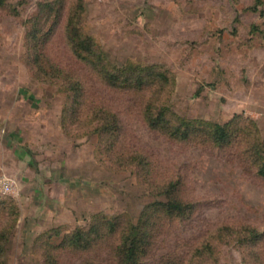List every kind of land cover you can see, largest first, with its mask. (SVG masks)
Wrapping results in <instances>:
<instances>
[{
  "label": "rangeland",
  "instance_id": "rangeland-1",
  "mask_svg": "<svg viewBox=\"0 0 264 264\" xmlns=\"http://www.w3.org/2000/svg\"><path fill=\"white\" fill-rule=\"evenodd\" d=\"M9 1L0 7V264H44L40 234L58 232L53 239L60 242L98 212H130L137 219L157 197L137 168H119L109 142L92 132L91 114L77 119L66 93L33 73L25 20L39 0ZM85 17L88 32L114 62L155 63L175 74L169 96L175 113L220 122L240 113L257 122L252 131L264 139V0H86ZM62 25L46 44L52 58L79 72L88 101L99 99L116 111L126 148L152 155L159 175H180L184 195L200 203L142 264H161L166 252L180 255L177 240L190 242L220 223H249L264 232V178L242 154L151 129L141 109L146 93L94 77L74 57ZM252 25L261 30L251 32ZM4 179L12 182L9 191ZM239 235L217 242L215 258L198 263L264 264V235L242 241ZM61 264L116 261L107 244L92 253H65Z\"/></svg>",
  "mask_w": 264,
  "mask_h": 264
},
{
  "label": "trees",
  "instance_id": "trees-1",
  "mask_svg": "<svg viewBox=\"0 0 264 264\" xmlns=\"http://www.w3.org/2000/svg\"><path fill=\"white\" fill-rule=\"evenodd\" d=\"M7 4H10L9 0H0V7ZM258 6L256 4L248 9L254 10ZM11 9L17 11L16 7ZM85 11L86 0H39L34 12L25 20L27 59L33 73L57 84L61 92L66 93L67 108L70 106L68 103L73 105L70 109L77 119L91 114L89 120L96 122L92 132L109 142L111 153L121 162L119 168H137L143 175L142 184L157 198L142 208L137 219L130 212H98L92 215L86 226L80 225L74 231L65 233L60 242L53 239L58 232L44 233L45 236L40 234L38 239L45 240L44 264H61L65 253H92L107 244L116 264H142L152 256L158 241L172 231L174 224L192 219L200 203L184 195L180 175H159L152 155L125 147L124 125L116 111L99 99L88 101V90L79 72L56 62L48 52L46 44L52 38L55 27L62 22L65 42L74 57L90 68L94 77L102 79L111 88L146 93L141 109L151 129L172 139L220 149L234 147L263 178L264 139L259 132L252 131L258 129L257 122L240 113L225 122L175 113L169 104L170 92L176 83L175 74L155 63L133 59L114 62L103 44L88 32ZM260 30L258 25H252L251 32ZM249 134H253V141L246 140ZM241 233L243 237H238L241 241L244 238L258 240L264 235L263 231L249 223H220L190 242L177 240L175 250L180 255L163 253L161 264H199V261L213 259L217 242L226 236ZM2 238L4 231H0V240Z\"/></svg>",
  "mask_w": 264,
  "mask_h": 264
},
{
  "label": "built area",
  "instance_id": "built-area-1",
  "mask_svg": "<svg viewBox=\"0 0 264 264\" xmlns=\"http://www.w3.org/2000/svg\"><path fill=\"white\" fill-rule=\"evenodd\" d=\"M2 186L5 191H9L12 188V182L9 179H4Z\"/></svg>",
  "mask_w": 264,
  "mask_h": 264
}]
</instances>
